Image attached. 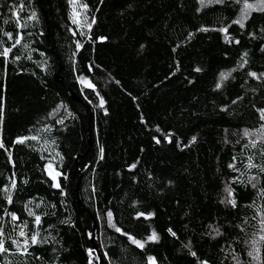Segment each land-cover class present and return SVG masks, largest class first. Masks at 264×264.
<instances>
[{
	"label": "trees",
	"instance_id": "trees-1",
	"mask_svg": "<svg viewBox=\"0 0 264 264\" xmlns=\"http://www.w3.org/2000/svg\"><path fill=\"white\" fill-rule=\"evenodd\" d=\"M0 145V264H264V0H0Z\"/></svg>",
	"mask_w": 264,
	"mask_h": 264
},
{
	"label": "snow or ice",
	"instance_id": "snow-or-ice-1",
	"mask_svg": "<svg viewBox=\"0 0 264 264\" xmlns=\"http://www.w3.org/2000/svg\"><path fill=\"white\" fill-rule=\"evenodd\" d=\"M226 31V30H225ZM18 42V41H17ZM8 49H5V52H4V55H7V53H8ZM0 147H3V145H0ZM109 216H111V213H109ZM13 219H16V217L13 215ZM36 220H37V223H39V220H40V218H39V216H37L36 217ZM118 231H119V229H117ZM156 237H155V234H153V237H152V239H155ZM32 241L33 242H35L36 241V237L35 236H33L32 237ZM141 247L143 246V245H140Z\"/></svg>",
	"mask_w": 264,
	"mask_h": 264
},
{
	"label": "water",
	"instance_id": "water-1",
	"mask_svg": "<svg viewBox=\"0 0 264 264\" xmlns=\"http://www.w3.org/2000/svg\"><path fill=\"white\" fill-rule=\"evenodd\" d=\"M92 246H93V248L96 250V253H97L98 257H99V263H100V255H99V252H98V250H97L95 244H92Z\"/></svg>",
	"mask_w": 264,
	"mask_h": 264
}]
</instances>
